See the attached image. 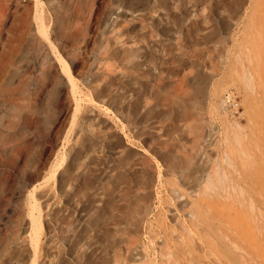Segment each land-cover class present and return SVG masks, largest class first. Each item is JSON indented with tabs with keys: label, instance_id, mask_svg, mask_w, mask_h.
<instances>
[{
	"label": "rangeland",
	"instance_id": "rangeland-1",
	"mask_svg": "<svg viewBox=\"0 0 264 264\" xmlns=\"http://www.w3.org/2000/svg\"><path fill=\"white\" fill-rule=\"evenodd\" d=\"M0 264H264V0H0Z\"/></svg>",
	"mask_w": 264,
	"mask_h": 264
},
{
	"label": "bare ground",
	"instance_id": "bare-ground-1",
	"mask_svg": "<svg viewBox=\"0 0 264 264\" xmlns=\"http://www.w3.org/2000/svg\"><path fill=\"white\" fill-rule=\"evenodd\" d=\"M38 15L40 16V19H42V18H41L42 14H41V15H40V14H38ZM27 16H28V14H26V17H27ZM43 19H44V18H43ZM8 24H9V23H8ZM5 26H6V25H5Z\"/></svg>",
	"mask_w": 264,
	"mask_h": 264
},
{
	"label": "built area",
	"instance_id": "built-area-1",
	"mask_svg": "<svg viewBox=\"0 0 264 264\" xmlns=\"http://www.w3.org/2000/svg\"><path fill=\"white\" fill-rule=\"evenodd\" d=\"M227 98L230 99L229 96H227Z\"/></svg>",
	"mask_w": 264,
	"mask_h": 264
}]
</instances>
